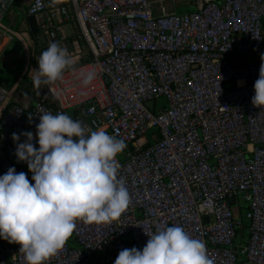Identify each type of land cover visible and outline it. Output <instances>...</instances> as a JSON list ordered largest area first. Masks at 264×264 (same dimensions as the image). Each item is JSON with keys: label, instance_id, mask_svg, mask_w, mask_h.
Wrapping results in <instances>:
<instances>
[{"label": "built area", "instance_id": "2783aa9c", "mask_svg": "<svg viewBox=\"0 0 264 264\" xmlns=\"http://www.w3.org/2000/svg\"><path fill=\"white\" fill-rule=\"evenodd\" d=\"M14 2L0 0V29ZM181 4L190 9L169 11L161 0H69L56 7L30 0L27 13L39 22L46 47H67L58 22L73 16L87 53L44 86L56 110L42 98L9 101L0 87V174L12 166L31 183L11 134L32 131L37 146L38 116L64 112L123 140L115 159L129 193L119 218L77 220L44 264H113L119 250L139 249L145 233L172 225L201 240L211 264H264V108L250 102L264 52V0ZM88 70L95 76L82 85L79 73ZM238 203L247 223L243 238ZM18 248L0 240V264H25Z\"/></svg>", "mask_w": 264, "mask_h": 264}, {"label": "clouds", "instance_id": "9594fccd", "mask_svg": "<svg viewBox=\"0 0 264 264\" xmlns=\"http://www.w3.org/2000/svg\"><path fill=\"white\" fill-rule=\"evenodd\" d=\"M35 59L31 83L37 92L59 80L72 64L67 50L55 41ZM94 76L92 70L79 73L82 85ZM252 88L251 104L264 108V52ZM11 138L14 156L25 162L31 183L12 166L0 174V240L18 244L25 264H44L55 256L77 220L111 223L126 210L129 193L115 159L125 145L103 127L88 130L67 113L46 111L35 124L37 146L32 131L12 133ZM145 234L141 248L119 250L113 264H211L203 242L179 225Z\"/></svg>", "mask_w": 264, "mask_h": 264}, {"label": "crops", "instance_id": "0c3cea01", "mask_svg": "<svg viewBox=\"0 0 264 264\" xmlns=\"http://www.w3.org/2000/svg\"><path fill=\"white\" fill-rule=\"evenodd\" d=\"M67 1V0H66ZM30 0H15L4 17L0 29V87L9 92V101L20 104L31 103L38 92L33 88L31 78L36 67V53L46 48L45 36L37 19L27 13ZM65 0H47L49 7L68 5ZM157 13L156 8L154 10ZM31 18V19H29ZM66 37L67 54L76 64L85 58L87 47L79 34L75 18L58 22ZM43 89V85H41ZM41 89V88H40Z\"/></svg>", "mask_w": 264, "mask_h": 264}, {"label": "trees", "instance_id": "16d2710c", "mask_svg": "<svg viewBox=\"0 0 264 264\" xmlns=\"http://www.w3.org/2000/svg\"><path fill=\"white\" fill-rule=\"evenodd\" d=\"M68 1L69 0H67V1L65 0L64 3L68 2ZM189 9L190 8H188L187 10H189ZM40 98H42L47 105L53 107L56 110L57 105L54 102V100L51 98V96L46 92L44 85H43V89L41 87V89L39 90L37 96L35 97V100L36 99H40ZM242 209H243V204L242 203H238V206H237V215H238V218H240L241 219V222H242V227L239 230V234H240V237L243 238L246 235L245 234V231H246V227H247L246 225H247V223L242 218V215H241L242 214L241 213L242 212Z\"/></svg>", "mask_w": 264, "mask_h": 264}, {"label": "rangeland", "instance_id": "374dc122", "mask_svg": "<svg viewBox=\"0 0 264 264\" xmlns=\"http://www.w3.org/2000/svg\"><path fill=\"white\" fill-rule=\"evenodd\" d=\"M161 1L163 3V6L166 9H168L169 11H174V12L180 13V12L186 11L188 9V6L181 4L182 0H161ZM157 3H158V1H153L152 5H153L154 9L158 6ZM3 20H2V22H3ZM159 101L162 103L163 99H160Z\"/></svg>", "mask_w": 264, "mask_h": 264}, {"label": "water", "instance_id": "95a60500", "mask_svg": "<svg viewBox=\"0 0 264 264\" xmlns=\"http://www.w3.org/2000/svg\"><path fill=\"white\" fill-rule=\"evenodd\" d=\"M29 19H31V18H29ZM42 50V48H39V50H37L36 51V53L37 54H39V52ZM89 58V56H87V58L86 59H88ZM145 105L148 107V109H150V110H152V106H153V102L152 101H147L146 103H145ZM264 146V145H263ZM207 216H204L203 217V220L204 221H207Z\"/></svg>", "mask_w": 264, "mask_h": 264}]
</instances>
